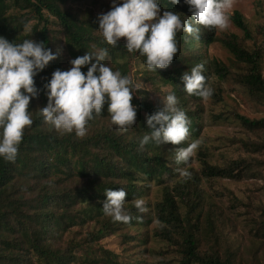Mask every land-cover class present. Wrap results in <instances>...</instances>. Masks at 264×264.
Instances as JSON below:
<instances>
[{
  "label": "trees",
  "instance_id": "16d2710c",
  "mask_svg": "<svg viewBox=\"0 0 264 264\" xmlns=\"http://www.w3.org/2000/svg\"><path fill=\"white\" fill-rule=\"evenodd\" d=\"M111 2L0 0V36L17 43L30 38L43 42L54 52L58 47L61 49L58 58L34 77L40 94L30 100L33 122L24 131L15 160H0V264H130V258L121 259L102 241L115 235L135 239L128 230L144 225L146 220L131 201L142 199L153 183L162 188L161 198L153 204L158 221L154 236L169 243L168 250L177 255L176 264H242L226 233L230 219L225 215V207L208 196L202 184L264 177V117L250 119L236 111L224 116L236 120L247 136L238 140L242 150L239 157L212 164L206 153L197 152L204 128L205 99L186 94L181 76L202 63L208 87L214 75L217 79L229 78L230 71L225 66L206 59L203 53V48L215 41V30L197 25L199 39L177 33V53L170 65L149 72L143 65V57L126 51L123 38L116 46H109L96 32L97 16L107 12ZM159 7L161 14L169 10L182 14V20L184 16L191 17L183 0L176 5L159 0ZM231 20L249 36L248 23L241 13L235 12ZM25 23L29 25L27 32L22 30ZM222 43L242 63L233 77L234 84L264 106V48L250 51L235 35L222 39ZM102 47L107 49L104 63L112 70H119L134 82L140 73L146 83L158 88L161 96L169 93L176 96L178 107L189 122L188 134L181 145L149 143L143 151L139 150V139L148 131L146 115L162 107L160 100H151L150 94L142 90L131 101L136 107V118L133 128L126 132H118L109 124L106 109L88 122L86 134L80 138L74 133H57L43 123L38 110L46 105L42 86L51 73L56 69L67 70L71 59ZM139 62L144 68L133 78L132 71ZM86 70L87 66L81 69ZM208 98L215 100V104L223 101L214 91ZM192 142H197V148L187 164L177 165L172 150ZM195 155L200 158L198 168L192 166ZM177 167L186 174L180 176L174 171ZM119 188L126 192L124 208L130 217L126 222L113 221L101 210L104 190ZM229 202L233 214L241 206L247 209L243 221L249 235L263 245L264 205L244 204L236 197H230ZM253 211L259 214L252 215ZM75 228L84 235L79 239L66 238Z\"/></svg>",
  "mask_w": 264,
  "mask_h": 264
},
{
  "label": "clouds",
  "instance_id": "9594fccd",
  "mask_svg": "<svg viewBox=\"0 0 264 264\" xmlns=\"http://www.w3.org/2000/svg\"><path fill=\"white\" fill-rule=\"evenodd\" d=\"M176 5L180 0H169ZM191 17L181 19L180 13L164 10L161 14L159 0H112L107 12L97 16L98 35L109 46H116L123 38L127 52H136L143 57V65L149 72L167 68L177 53L176 35L183 32L199 39L198 26L205 29H223L227 22V10L232 0H183ZM23 31H29L27 23ZM61 53L58 47L54 52L43 42L30 38L21 42H9L0 36V160H15L24 131L32 124L29 103L40 94L34 77L42 72ZM107 49L99 48L91 54L87 51L69 61L67 70L56 69L42 88L46 105L39 114L43 123L57 133H74L80 138L86 134V126L94 116L106 109L108 121L118 132L133 128L136 107L131 103L145 86L134 82L119 70H112L104 63ZM94 61V62H91ZM87 66L86 72L81 69ZM204 65L196 64L181 76L183 90L188 95L207 99L211 89L205 84L202 75ZM160 98L162 107L146 115L148 131L139 139V150L152 143L181 145L188 134V119L178 107L174 94ZM197 142L187 147L172 150L173 161L187 164ZM185 175L183 168L175 170ZM102 201L103 215L113 221H128L124 204L126 192L105 189ZM131 203L140 213L145 211L143 200L134 198Z\"/></svg>",
  "mask_w": 264,
  "mask_h": 264
},
{
  "label": "rangeland",
  "instance_id": "374dc122",
  "mask_svg": "<svg viewBox=\"0 0 264 264\" xmlns=\"http://www.w3.org/2000/svg\"><path fill=\"white\" fill-rule=\"evenodd\" d=\"M235 12L241 13L248 23L249 36L231 20V15ZM227 16L226 26L223 29H214L215 41L203 48L206 59L220 63L230 71L229 78L225 80L217 79V75H214L209 87L211 91L218 93L223 101L215 104V100L207 98L204 102V128L199 140L201 147L197 152L206 153L212 164H223L228 159L239 157L242 150L239 149L238 140L247 136L244 127L236 120L230 115L229 118L224 116L236 111L250 119L264 117V106L250 98L240 86L234 84L233 77L240 71L242 63L222 43V39H229L235 35L237 41L250 51L264 48V0H232V6L227 10ZM143 68L144 66L139 62L136 70L132 71L133 78H136ZM138 75L137 83L141 82L145 86L142 91L149 93L151 100L156 102L160 100L159 97L162 98L163 96L159 93L158 88L146 83L141 78L140 73ZM219 115L221 118H216ZM251 137L254 138V136ZM199 159V156L195 155L192 166L198 168ZM202 185L208 196L219 200L224 205L225 215L230 219L226 233L233 244L232 248L237 251V257L241 263L264 264V244L260 245L249 235V230L243 221L247 209L241 206L235 210V215L231 212L233 209H230L229 202L230 197H236L244 204L253 202L255 205H264V177L241 182L229 180L203 181ZM229 191L233 194H230ZM161 195V185L153 183L151 189L142 198L146 223L130 227L128 230L130 234L135 236V239L125 240L122 236L115 235L103 240L102 244L119 255L121 259L130 258L132 260L130 264H163L164 262L165 264H176L177 255L168 250L169 243L154 236L158 221L153 212V204L161 198ZM182 211L184 212L185 208H182ZM257 214L259 211L252 213V215ZM82 235L84 232L75 228L66 235V238L76 237L79 239Z\"/></svg>",
  "mask_w": 264,
  "mask_h": 264
}]
</instances>
